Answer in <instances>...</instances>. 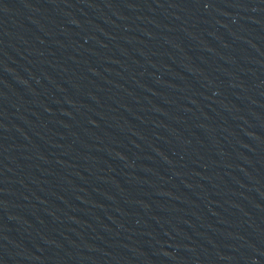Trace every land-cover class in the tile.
<instances>
[{
	"label": "water",
	"instance_id": "water-1",
	"mask_svg": "<svg viewBox=\"0 0 264 264\" xmlns=\"http://www.w3.org/2000/svg\"><path fill=\"white\" fill-rule=\"evenodd\" d=\"M0 264H264V0H0Z\"/></svg>",
	"mask_w": 264,
	"mask_h": 264
}]
</instances>
